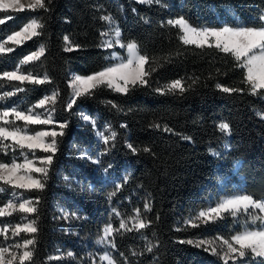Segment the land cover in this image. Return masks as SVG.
<instances>
[{
  "label": "trees",
  "instance_id": "1",
  "mask_svg": "<svg viewBox=\"0 0 264 264\" xmlns=\"http://www.w3.org/2000/svg\"><path fill=\"white\" fill-rule=\"evenodd\" d=\"M45 3L47 12L28 8L0 11V18L5 20L0 24V41L19 31L30 18H41L45 25L42 36L21 45H6L15 50L0 54V74L14 70L24 56L43 45L44 56L23 65L21 71L41 78L46 74L50 81L32 85L0 79V95L13 90V85L26 89L0 100V109H28L55 90L59 96L54 105V120L66 124L63 135L57 137L44 189L27 192L28 198L39 203L33 215L38 228L32 234L36 239L31 247L34 255L25 264H57L56 259L50 258L59 249H71L77 257L86 252V246L93 249L87 234L102 230L100 225L106 224H101V218L111 219L103 214L109 204L119 208L122 218L127 219L140 209L141 218L151 221L149 227L140 231L114 232L118 264H222L210 251L180 241L207 235L212 239L228 238L245 226L253 228L260 222L252 224L247 217L237 222L227 213L218 223L199 228L184 227V222L224 196V179L228 180L229 195L243 192L264 199V95L250 94V86L244 82L245 72L230 54L215 47L183 44L179 30L166 25V21L183 17L198 28L257 26L259 15L264 13V0ZM104 15L113 17L123 41H136L141 53L149 56L146 70L155 69L147 77L150 86L136 87L126 95L98 87L93 95L77 98L68 109L71 75L86 76L100 71L113 62L111 52H121L100 47L104 39L100 33L109 30L108 23L100 19ZM9 16L13 18L7 19ZM65 36L79 47L65 51ZM177 79L183 82V93L176 90L161 95L155 91ZM217 84L243 91L225 93ZM80 112L89 115L98 127L108 126L115 131V140L102 144L92 125L81 121ZM221 122L228 123L229 137L220 130ZM156 124L161 127H155ZM164 127L171 131H164ZM128 144L137 151L133 153ZM144 148L150 151L145 152ZM84 154H102V166L111 168L107 174L122 178L114 196L110 194L116 180L101 177L99 167ZM11 160L12 155H0V162ZM8 195L0 193V206L6 203ZM145 203L150 204V211L145 212ZM57 206L63 208V213ZM75 213L80 216L72 226L68 222ZM17 222L20 218L0 219V225ZM1 242L9 243L3 239ZM149 242L154 245L151 252L146 251Z\"/></svg>",
  "mask_w": 264,
  "mask_h": 264
},
{
  "label": "snow or ice",
  "instance_id": "2",
  "mask_svg": "<svg viewBox=\"0 0 264 264\" xmlns=\"http://www.w3.org/2000/svg\"><path fill=\"white\" fill-rule=\"evenodd\" d=\"M140 2L151 4L153 2L159 3L160 0H140ZM25 7L33 11L36 9H43L45 12L49 11L45 0H28L27 5L21 3V0H0V11H22ZM12 18L11 16L7 17V19ZM100 19L106 21L109 25L108 31L100 33L101 37L104 38L101 41L100 47L112 49L118 46L124 49L127 55L121 56L113 51L110 53V58L115 60V63H111L100 71L90 75L75 76L70 84V87L73 88V96L68 102V109H71L72 105L76 103L77 98L93 95L94 90L98 87H106L126 95L136 87L150 86L147 77L155 69L149 67L146 70L145 68L146 65H149V56L141 53L136 41L130 40L125 42L121 39V30L115 24L113 17L104 15ZM258 20L260 23L257 26L198 28L190 24L185 18L178 17L176 19H169L166 21V25L179 30L181 33L179 38L185 45H195L198 48H204L205 46L208 48L215 47L220 52L233 56L237 62H240L238 67L246 69L244 82L250 86V94L257 95L259 93L264 95V92L261 91L264 90V13L259 15ZM4 22L5 20L0 18V24ZM161 26L165 25L162 24ZM44 27L45 25L41 18H30L19 31L13 32L4 40L0 41V54L10 53L15 50L13 47H6L8 43L20 45L24 41L42 36L43 32L41 30ZM63 39L66 44L65 51H73L79 47V45L71 44L67 36ZM45 51V47L41 45L38 50L24 56L14 70L5 71L0 74V79L18 81L20 84L27 82L32 85L50 82L46 74L41 78L39 75H34L30 71H21L23 65L39 61L44 56ZM152 62H155V58H152ZM217 88L225 93L243 91L242 89L229 88L220 84H217ZM176 90L181 93L186 91L183 82L179 79L155 89L161 95ZM24 91H26L25 88L13 85V90L5 91L3 95H0V100L15 96L18 92ZM58 96L59 92L54 90L50 96H45L28 109L13 107L0 110V151L8 154L9 151L14 153L19 150L20 155L23 157V161L20 163L15 158L10 162H0V183L9 186L13 190L11 192L12 199L8 200L3 206H0V217L10 216L13 212L17 211L27 214H33L37 211L34 205L38 204L39 201L22 198L23 192L16 190L42 191L45 187V183L42 180L47 179L48 166L52 164L53 156L45 155L37 157L36 152L38 150L42 153H52L54 155L56 152V137L63 135L62 129L66 127V124H59L60 131H56L55 129H34L29 131V126L52 125L55 123L52 119V114L55 111L54 105ZM109 103L111 102L109 101ZM48 105H52V107H47ZM112 107L118 108L115 104H112ZM37 108H42L44 111L36 112L35 109ZM82 118L90 121L95 126V121H92L90 117L84 115ZM17 121H22L23 124H17ZM154 126L157 128L161 127L159 124ZM218 126L221 131L230 134L228 123L221 122ZM122 127H126V125H122ZM163 130L166 132L171 131L167 127H164ZM108 132V135H105L103 132L98 133L104 144H108L110 140L114 141L116 138L117 133L115 131L109 128ZM183 138L190 139L189 137ZM128 147L133 153L137 151L132 144H128ZM25 149L27 152L24 151ZM143 150L145 152L150 151L149 148H144ZM106 151L107 149H105ZM29 153H31V156H29ZM213 154L217 155V153ZM37 161L40 166H37ZM99 162V158L93 160V163ZM34 173L40 174V177L38 178L33 175ZM119 187L121 185H117V189ZM6 190L3 186H0V193ZM115 194L113 192L110 196H114ZM17 201L19 202L17 203ZM144 210L145 212L151 210L149 203L144 204ZM113 211L116 216L121 215L115 209ZM226 213L234 220H237V222H239L241 217H247L252 224L259 221L261 226L258 228H248L245 226L243 231L237 232L228 238L217 237L215 239H198L180 242L191 244L197 248H204L205 251H211L213 255H219L224 264H228L229 260H232L233 264H235V261L238 259L242 260V264H252V261L258 257L262 259L256 260V264H264V199H257L252 194L243 192L227 195L215 203V205L191 216L184 222V227L199 228L204 224L224 219V214ZM129 222H131V227H129ZM150 224L151 221H146L141 218L140 209H136L133 216L128 217L127 220L121 219L117 228L114 229L111 223L107 224L103 229V234L98 243L103 244L106 248L115 249L114 232L119 233L120 230L131 232L134 229L140 231L141 229L149 227ZM10 229L11 235H9ZM177 230L179 231L181 229L178 228ZM22 232L28 234L37 233L36 220L33 219L23 224H4L3 227H0V237L3 238L4 242L14 240ZM35 243V236L23 239L22 242L17 241L11 244L0 242V264H25L26 261H31L34 255V249L29 246H33ZM153 246L149 242L146 245V251L151 252ZM67 255L71 257L74 254L69 251ZM132 255H137V253L133 252ZM246 256L248 259H243ZM59 258L54 257V259ZM100 260L107 261V264H118L115 257L108 251L104 252Z\"/></svg>",
  "mask_w": 264,
  "mask_h": 264
},
{
  "label": "rangeland",
  "instance_id": "3",
  "mask_svg": "<svg viewBox=\"0 0 264 264\" xmlns=\"http://www.w3.org/2000/svg\"><path fill=\"white\" fill-rule=\"evenodd\" d=\"M135 1H137V2H140V0H135ZM21 3H24L25 5H27V3H28V0H21ZM141 3V2H140ZM27 7H25V9H26ZM29 9V8H28ZM7 11V10H6ZM28 41V40H27ZM26 41H24L23 43H25ZM22 43V44H23ZM21 45V44H20ZM205 47H207V46H205ZM112 49H120L121 50V52H117V51H115V52H117L119 55H121V56H126L127 55V53H126V51L124 50V49H121V48H119L118 46H116L115 48H112ZM258 51V50H257ZM233 57V56H232ZM234 58V57H233ZM113 62L112 63H115L116 61L115 60H112ZM238 63H240V62H238ZM145 68H146V66H145ZM244 70V72H245V76H246V69H243ZM75 76H77V75H75V74H73V75H71V80H70V83H69V85L71 84V82H72V80H73V78L75 77ZM71 88V97H70V99L72 98V96H73V88L72 87H70ZM261 91H264V90H261ZM50 96V95H49ZM73 106V105H72ZM47 107H52V105H48ZM1 110V109H0ZM35 111L36 112H43L44 111V109H42V108H37V109H35ZM84 115H86V116H88V117H90L89 115H87L86 113H83V112H80V114H79V116H80V119H81V121L83 122V123H85V124H90V125H92V127H93V129H94V131H95V133H96V136H97V138L99 139V141L102 143V144H104L103 142H102V140H101V138H100V136L98 135V133L99 132H103L105 135H108L109 134V132H108V129H109V127L108 126H103V127H98V125L96 124V122H95V126H93V124L90 122V121H86L85 119H83L82 117L84 116ZM91 118V117H90ZM10 119H11V117H10ZM52 119H53V121L55 122V120H54V115L52 114ZM91 120L92 121H94L92 118H91ZM20 122H22V121H17L16 123L17 124H20ZM23 123V122H22ZM21 125V124H20ZM34 129H37V130H53V129H55L56 131H60L61 129L59 128V123H57V122H55L54 124H52V125H32V126H29V131H32V130H34ZM230 132H231V130H230ZM228 134V133H227ZM229 135L230 134H228V137H229ZM58 137V136H57ZM57 137H56V141H57ZM49 139H51V138H49ZM111 141V140H110ZM10 143V142H9ZM17 151H18V153H17ZM16 152H10L9 151V153L8 154H5V152H3V151H0V155L2 154L3 156H5V157H7V156H10V155H12V159L13 158H15L16 160H17V162L18 163H20V162H22L23 161V157L20 155V151L19 150H17ZM25 152H27V150L25 149L24 150ZM45 155H52L53 156V154L52 153H42V152H40V151H38L37 150V152H36V156L37 157H39V156H45ZM102 154H97V156L96 157H92L91 155H85L84 154V156L88 159V160H90L89 162H91V163H93V160H96L97 158H99V163H93L95 166H97V167H99V170L101 171V173H102V175H101V177L102 176H104V179H106L107 178V180H108V178H110V179H114V181L116 182L115 184H116V186H115V189H114V187H113V189H114V191L113 192H115L116 191V188H117V185H120V181H121V177H118V178H114V176H112V175H110V174H107L108 173V171H110V169L111 168H109V167H103L102 166V162H101V158H100V156H101ZM29 156H31V153H29ZM103 156V155H102ZM90 157V158H89ZM223 157V156H222ZM223 159V158H222ZM37 166H40L39 165V162L37 161ZM49 167V166H48ZM33 175H35V176H37L38 178L40 177V174H36V173H34ZM127 177H124L123 179H126ZM106 180V181H107ZM127 180V179H126ZM42 182H44V180H42ZM227 183H228V180H226V179H224L223 180V182H222V185H223V190L225 191V194H224V196H222L220 199H222V198H224L225 196H227V195H229V188H227ZM0 186H3L5 189H7L6 191H4L3 193H6V192H8L9 193V195H8V200H10V199H12V196H11V192L13 191L9 186H7V185H2V183H0ZM109 189H112V188H109ZM118 190V189H117ZM16 191H19V192H23V197L22 198H28V196H27V192L28 191H24V190H16ZM232 191H235V189L233 188L232 189ZM231 191V192H232ZM234 193H239V192H234ZM234 193H232V194H234ZM232 194H230V195H232ZM28 199H31V200H33V201H35L34 199H32V198H28ZM220 199H218V201L220 200ZM7 200V201H8ZM6 201V202H7ZM217 201V202H218ZM19 201H17V203H18ZM216 202V203H217ZM108 203H110V200L108 201ZM113 204H109V205H107V206H105L104 208V213L103 214H105V215H108L109 216V218H111V219H107L106 221L104 220V218H101V224H109V223H111L112 225H113V228L115 229V228H117L118 227V225H119V222L120 221H117V219H114V218H112V217H117L119 220H121V219H125V218H122V216L120 215V216H116L115 215V213H114V211H113V209H115L116 211H118L119 212V208L117 207V206H112ZM213 205H215V203L214 204H212V205H209L208 207H210V206H213ZM35 207H36V209H37V204H35L34 205ZM208 207H206V208H204V209H207ZM57 209H58V211H60L61 213H63V208L62 207H59V206H57ZM204 209H202V210H204ZM201 211V210H200ZM37 212V211H36ZM199 212V211H198ZM197 212V213H198ZM67 213V212H66ZM120 213V212H119ZM34 214H36V213H33V214H27V213H20V212H13L12 213V215H10V216H3V217H0V219L1 220H3V219H5V221H7V219H9V220H15V219H17V218H20V223L21 224H23V223H27L28 221H30V220H33L34 218H35V220H36V217H33V215ZM67 216H69V214H66ZM225 215V214H224ZM80 216V214L79 213H75L73 216H71V219L72 220H70L68 223H71L72 224V222L74 223H76V221H78V217ZM132 216H133V214H132ZM25 217H26V219H25ZM128 217H130V216H128ZM127 217V218H128ZM125 220H127V219H125ZM222 219H219V220H216L215 222H210V223H208V224H215V223H218L219 221H221ZM17 223H19V222H17ZM17 223H14L13 225H15V224H17ZM257 223V222H256ZM208 224H204V226H206V225H208ZM3 225H4V223H2L1 225H0V227H3ZM9 225H12V224H9ZM74 224H72V226H73ZM106 225H100V227H102V230L100 231V232H98V233H96L95 234V231H90L89 232V234H87V238L88 239H90V243L91 244H93V249L91 248V247H89V246H86V248H85V250H83V252L84 251H86V252H84V253H80V256L81 257H77V256H75V254H74V252L71 250V249H69V250H66V251H64V250H61V249H59L58 251H57V253H56V255H53L50 259L51 260H55L54 259V257H60L59 259H56V261L58 262L57 264H73L74 263V261L73 260H75V264H107V261H101L100 260V257L104 254V252H106V251H108V252H111V254L113 255V257H115L116 255H118V253H116V248L115 249H111V248H106L103 244H101V243H98V241L100 240V238H101V236H102V234H103V229H104V227L106 226ZM132 225H131V222H129V227H131ZM261 225H260V223H258L257 224V226H254L253 228H258V227H260ZM36 227H37V224H36ZM135 230V229H134ZM244 230V229H243ZM243 230H241V231H243ZM125 231V230H124ZM241 231H239V232H241ZM236 234V233H235ZM9 235H11V229L9 230ZM205 235V234H204ZM32 237V234H28V233H20V235L19 236H17V237H15L14 238V240H10V241H7V242H9V243H7V244H11V243H15V242H17V241H19V242H22L23 241V239H26V238H31ZM218 237H223V236H218ZM223 238H225V237H223ZM3 238L2 237H0V242H1V240H2ZM198 239H212V238H210L208 235L207 236H201V237H199V238H196L195 240H198ZM218 243H219V241H218ZM6 244V243H5ZM30 248L32 247V246H29ZM64 249V248H63ZM91 250V251H90ZM17 251H19V250H17ZM72 252L74 255L73 256H71V257H69L68 255H67V253L68 252ZM211 252V251H210ZM77 255V254H76ZM220 261H221V263L222 264H224V262H223V260L220 258V256L219 255H215ZM115 259L117 260V262H118V260H119V258H116L115 257ZM243 259H248V257L246 256L245 258H243ZM260 259H262V258H256V260H260ZM256 260H253L252 261V264H256ZM29 261H26L25 263H28ZM228 264H233V261L232 260H229L228 261ZM235 264H242V260H240V259H238V260H236L235 261Z\"/></svg>",
  "mask_w": 264,
  "mask_h": 264
},
{
  "label": "flooded vegetation",
  "instance_id": "4",
  "mask_svg": "<svg viewBox=\"0 0 264 264\" xmlns=\"http://www.w3.org/2000/svg\"><path fill=\"white\" fill-rule=\"evenodd\" d=\"M146 4H148V3H146Z\"/></svg>",
  "mask_w": 264,
  "mask_h": 264
}]
</instances>
